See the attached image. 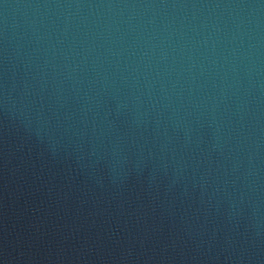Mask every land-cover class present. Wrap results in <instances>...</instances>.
Instances as JSON below:
<instances>
[{
    "label": "water",
    "instance_id": "1",
    "mask_svg": "<svg viewBox=\"0 0 264 264\" xmlns=\"http://www.w3.org/2000/svg\"><path fill=\"white\" fill-rule=\"evenodd\" d=\"M0 264H264V0H0Z\"/></svg>",
    "mask_w": 264,
    "mask_h": 264
}]
</instances>
